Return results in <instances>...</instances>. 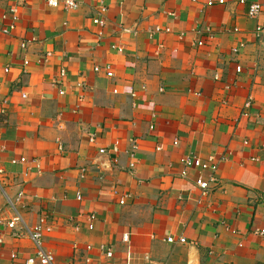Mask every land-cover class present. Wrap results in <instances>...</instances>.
I'll return each instance as SVG.
<instances>
[{"label":"crops","instance_id":"crops-1","mask_svg":"<svg viewBox=\"0 0 264 264\" xmlns=\"http://www.w3.org/2000/svg\"><path fill=\"white\" fill-rule=\"evenodd\" d=\"M208 1L0 0V264L15 211L53 264H264V0Z\"/></svg>","mask_w":264,"mask_h":264},{"label":"built area","instance_id":"built-area-1","mask_svg":"<svg viewBox=\"0 0 264 264\" xmlns=\"http://www.w3.org/2000/svg\"><path fill=\"white\" fill-rule=\"evenodd\" d=\"M194 1V0H191ZM245 0H239V2L243 3ZM45 2L50 5V6H57L59 3H62L64 5L65 8L67 9H75L78 6V0H45ZM224 0H218V3H223ZM213 1L209 0L208 4H212ZM264 7V3H260V2H252L249 4L248 6V10H247V14L249 16H256L258 15V13L263 9ZM104 8L103 6H100L99 8V13L103 12ZM99 13L92 18V21L96 24H102L103 20L101 17H99ZM161 28L156 26L155 27V31H160ZM166 30H168V28H166ZM4 31H7L6 29H4ZM261 32H264V25H257L255 28V33L256 34H260ZM24 45V44H22ZM112 47H115L114 45H112ZM119 49H121L119 47ZM237 47L233 48V51H237ZM236 69L240 71V66H236ZM108 75H110V72H107ZM93 138V136H92ZM174 143H176V141H174ZM100 152H105L104 148H100ZM184 163L186 165H193V166H197V167H201V168H206L208 167V164L204 161H202L201 159L194 157L192 160H190L189 158H185L183 159ZM12 162H16L15 159L11 160ZM2 173V169L0 168V174ZM185 172H182V174H184ZM215 179L213 177H211L208 180L202 179L200 177L195 179V184L197 185V187H199L201 190H203L204 192H206L208 190V188L210 187L211 182H213ZM1 188V185H0ZM22 196V192H18V196H17V200L20 201ZM9 200V203L11 205H13L12 201ZM121 202H123V200H121ZM93 217V216H90ZM6 225L9 228H12L13 232H12V236H20L23 235L22 231L20 229H23L28 236L30 237V239L32 240L33 244H34V248H35V252L33 256L28 257L24 264H36V262L38 261L40 264H53L54 261V255L52 254V252L46 250L43 245H42V230H43V221L39 222L38 224L34 225L33 227L29 228L22 216L20 215V213L18 211H15V214L9 218L6 221ZM17 226H19V228H17ZM264 232L263 230L260 231V233ZM128 237H129V233L125 232L123 233V240L124 241H128ZM168 242H173L174 239L170 236H168L167 238ZM180 242H184L185 239L184 238H179ZM105 249V254L107 256H111L112 252L111 250H109L108 248H103Z\"/></svg>","mask_w":264,"mask_h":264}]
</instances>
